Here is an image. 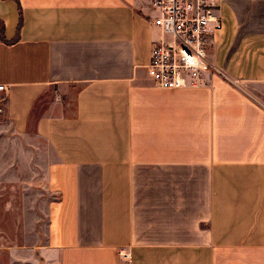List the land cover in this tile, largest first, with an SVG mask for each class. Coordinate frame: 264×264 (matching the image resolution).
<instances>
[{
    "label": "crops",
    "instance_id": "obj_1",
    "mask_svg": "<svg viewBox=\"0 0 264 264\" xmlns=\"http://www.w3.org/2000/svg\"><path fill=\"white\" fill-rule=\"evenodd\" d=\"M214 2L213 69L160 89L148 0H0V134L44 207L0 264H264V0Z\"/></svg>",
    "mask_w": 264,
    "mask_h": 264
},
{
    "label": "built area",
    "instance_id": "obj_2",
    "mask_svg": "<svg viewBox=\"0 0 264 264\" xmlns=\"http://www.w3.org/2000/svg\"><path fill=\"white\" fill-rule=\"evenodd\" d=\"M148 4L159 37L150 47L146 76L160 89L202 85L203 75L213 69L207 51L221 29L214 0H148ZM119 255L128 257L124 252Z\"/></svg>",
    "mask_w": 264,
    "mask_h": 264
},
{
    "label": "rangeland",
    "instance_id": "obj_3",
    "mask_svg": "<svg viewBox=\"0 0 264 264\" xmlns=\"http://www.w3.org/2000/svg\"><path fill=\"white\" fill-rule=\"evenodd\" d=\"M51 99L52 96L46 98L47 101ZM40 113L36 110L33 115ZM7 135L0 134V246L5 251L9 248L12 253L13 249L31 247L38 241L44 232V207L41 193L33 187L38 177L31 174L29 179V175L23 173L28 164L27 154H32V168L40 163L36 150L24 144L22 138ZM27 143L36 142L29 140ZM25 263L45 264L33 257Z\"/></svg>",
    "mask_w": 264,
    "mask_h": 264
},
{
    "label": "trees",
    "instance_id": "obj_4",
    "mask_svg": "<svg viewBox=\"0 0 264 264\" xmlns=\"http://www.w3.org/2000/svg\"><path fill=\"white\" fill-rule=\"evenodd\" d=\"M2 30H3V25H2V23L0 22V41L3 42Z\"/></svg>",
    "mask_w": 264,
    "mask_h": 264
}]
</instances>
